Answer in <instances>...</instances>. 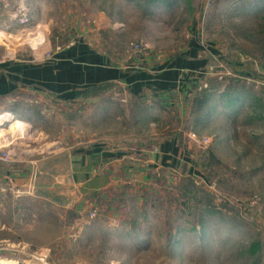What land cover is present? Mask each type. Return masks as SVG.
Instances as JSON below:
<instances>
[{"label": "rangeland", "instance_id": "374dc122", "mask_svg": "<svg viewBox=\"0 0 264 264\" xmlns=\"http://www.w3.org/2000/svg\"><path fill=\"white\" fill-rule=\"evenodd\" d=\"M169 1L13 0L0 14V61L45 63L73 43L109 65L182 71L160 101L120 86L1 103L27 125L11 135L15 158L41 163L0 193V262L264 264V0ZM197 94L211 98L206 119ZM96 146L127 156L115 186L98 162L73 163Z\"/></svg>", "mask_w": 264, "mask_h": 264}, {"label": "crops", "instance_id": "0c3cea01", "mask_svg": "<svg viewBox=\"0 0 264 264\" xmlns=\"http://www.w3.org/2000/svg\"><path fill=\"white\" fill-rule=\"evenodd\" d=\"M139 62L142 63L137 59L131 63L133 67L109 65L105 57L82 47L67 49L56 55L54 60L45 63L31 62L25 56H21V59L13 57L0 65V105L16 102L19 96L26 94L27 96L36 94L41 97L40 101L55 99L58 102H77L85 98L86 91L101 86L126 87L130 95L138 98L143 99L146 94L157 98L163 97L169 87L173 88L180 82L176 80L182 71L176 68L177 65H171L158 74H150L152 71L139 67ZM191 64L188 62L187 69L183 70L190 71ZM161 91L164 92L163 95L158 94ZM25 128L27 125L13 114L8 112L0 114V144L2 143L0 148L6 147L14 152V142H10L11 135L20 130L24 133ZM26 158L28 157L16 156L11 164L0 162L1 194L13 192L16 189L21 190V187L26 185L24 177L27 176L21 173L24 172L23 169L41 163L40 160L34 162ZM126 159V154L120 150H108L103 146H96L87 152L75 154L73 163L98 162L102 165L105 174L109 176L110 183L106 180L107 186H115V181L110 174L116 171L122 172ZM166 159L167 157L161 158V165L168 162V160L165 161ZM154 160L148 161L147 164L157 165L159 162H154ZM93 172L95 173L96 170ZM93 182L92 186H96Z\"/></svg>", "mask_w": 264, "mask_h": 264}, {"label": "built area", "instance_id": "2783aa9c", "mask_svg": "<svg viewBox=\"0 0 264 264\" xmlns=\"http://www.w3.org/2000/svg\"><path fill=\"white\" fill-rule=\"evenodd\" d=\"M12 2H13V0H0V14L8 12L12 6ZM27 22H28V19L25 18V21L22 24H25ZM73 47H75V45L73 43H68V45L65 47L56 46L55 47L56 48L55 53L53 52L55 48L47 53L48 55L52 56V58L49 60H53L56 55L61 54L63 51H65L67 49H71ZM147 49H148L147 45H144V44L133 46L132 47V55L134 57H140L139 55H142V53L144 51H146ZM5 62H7V59L1 60L0 65L5 63ZM189 138L194 143H196L198 146H201V147L207 148L211 144V140H209L207 138L201 139V138H199V136H197L195 134L190 135ZM14 158H15V154L13 153L12 150H10L9 148H6V147L0 148V162H4L6 164H11V163H13ZM89 217L91 219H95L96 213L95 212L90 213ZM45 259H47V254L44 255V253L43 254L37 253V256L33 257V260L39 264H46Z\"/></svg>", "mask_w": 264, "mask_h": 264}, {"label": "trees", "instance_id": "16d2710c", "mask_svg": "<svg viewBox=\"0 0 264 264\" xmlns=\"http://www.w3.org/2000/svg\"><path fill=\"white\" fill-rule=\"evenodd\" d=\"M157 1V0H156ZM160 1H163L162 4H166L168 2H170L169 0H160ZM106 87H93L91 89H89L88 91H86V94L84 95L85 98L90 95V94H93L95 93L96 91L100 90V89H105ZM163 92V91H161ZM160 94V93H158ZM223 96L225 97H231L232 96V93L230 91H227V92H224L223 93ZM136 97V96H135ZM157 99L162 100L160 98L157 97ZM211 98H207V97H203V96H200L199 94H197L194 98H193V103H194V107H195V110L193 109V113L196 114L197 116H200L201 114H204V118L203 119H206L207 118V114L205 111H208L210 109H212L211 105H209V101H210ZM199 100V101H198ZM235 102H232V104H234ZM203 105V107H202ZM198 109V110H197ZM197 110V111H196ZM202 119V120H203Z\"/></svg>", "mask_w": 264, "mask_h": 264}, {"label": "bare ground", "instance_id": "6f19581e", "mask_svg": "<svg viewBox=\"0 0 264 264\" xmlns=\"http://www.w3.org/2000/svg\"><path fill=\"white\" fill-rule=\"evenodd\" d=\"M2 144V143H1ZM0 144V145H1ZM1 264H14V262H9V261H7V260H1V262H0Z\"/></svg>", "mask_w": 264, "mask_h": 264}]
</instances>
